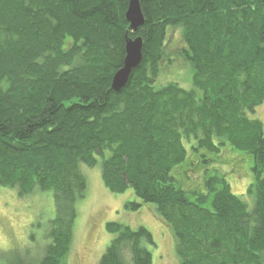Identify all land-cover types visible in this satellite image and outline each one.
Returning a JSON list of instances; mask_svg holds the SVG:
<instances>
[{
  "label": "trees",
  "instance_id": "16d2710c",
  "mask_svg": "<svg viewBox=\"0 0 264 264\" xmlns=\"http://www.w3.org/2000/svg\"><path fill=\"white\" fill-rule=\"evenodd\" d=\"M129 1L0 0V189L54 202L41 257L0 264H68L83 168L98 165L110 193L132 190L126 209L155 211L179 264H264V125L251 117L264 103V0H140L145 25L130 38L143 39V62L115 92ZM178 60L190 90L176 75L162 83ZM239 163L252 208L222 171ZM106 229L99 264H153L146 227Z\"/></svg>",
  "mask_w": 264,
  "mask_h": 264
},
{
  "label": "rangeland",
  "instance_id": "374dc122",
  "mask_svg": "<svg viewBox=\"0 0 264 264\" xmlns=\"http://www.w3.org/2000/svg\"><path fill=\"white\" fill-rule=\"evenodd\" d=\"M167 38L168 53L176 54L183 46L180 32L171 30ZM172 57L175 58L174 55ZM176 65L163 74L162 83L168 84L171 81H168V77L176 75L175 79L182 87L192 89V73H188V67L182 61L178 60ZM251 117L260 120L264 125V103ZM242 161L243 158L231 155L227 162ZM247 164H229L223 166L222 171L226 172L233 193L252 208L251 199L246 194L252 181ZM83 172L89 184L88 193L77 206L75 241L68 264H99L113 237L106 229L107 224L111 222L126 224L133 229L146 227L153 234L157 244V249L153 251V264H179L173 236L152 208L144 207L137 212L126 209L127 202L134 199L132 190L121 195L110 193L103 183L101 165L95 168L84 167ZM53 215L54 202L50 194L34 192L29 196L20 197L17 190L1 188L0 253H29L31 259L41 257L49 221Z\"/></svg>",
  "mask_w": 264,
  "mask_h": 264
},
{
  "label": "water",
  "instance_id": "95a60500",
  "mask_svg": "<svg viewBox=\"0 0 264 264\" xmlns=\"http://www.w3.org/2000/svg\"><path fill=\"white\" fill-rule=\"evenodd\" d=\"M125 20L129 24V30L126 34L125 59L123 67L114 75L112 80V90L115 92H121L127 86L133 72L143 62V39L141 37L130 38V32L138 33L145 25V17L142 12L140 0L129 1Z\"/></svg>",
  "mask_w": 264,
  "mask_h": 264
}]
</instances>
